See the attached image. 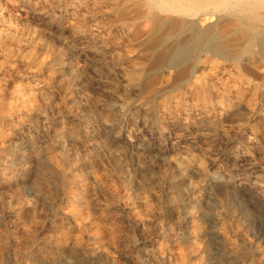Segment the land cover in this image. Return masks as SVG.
<instances>
[{
	"label": "rangeland",
	"instance_id": "obj_1",
	"mask_svg": "<svg viewBox=\"0 0 264 264\" xmlns=\"http://www.w3.org/2000/svg\"><path fill=\"white\" fill-rule=\"evenodd\" d=\"M116 13L113 0H0V264H264V215L243 194L264 178L234 172L257 155L240 140L258 125L230 112L169 137L178 91L168 77L146 91L148 24ZM236 75L220 63L205 80L256 110Z\"/></svg>",
	"mask_w": 264,
	"mask_h": 264
},
{
	"label": "bare ground",
	"instance_id": "obj_2",
	"mask_svg": "<svg viewBox=\"0 0 264 264\" xmlns=\"http://www.w3.org/2000/svg\"><path fill=\"white\" fill-rule=\"evenodd\" d=\"M113 2L117 11V21L122 26H127L129 22L136 26L140 22L148 24V31L145 33L142 31L147 35L144 48L145 56L149 61L148 70L151 71L145 84L146 91L152 94L158 93L165 77L172 79V87L178 91L175 106H172L171 99L164 103V110L172 119V122L165 127V130H169V137L176 136L175 128L178 125L187 129L188 124L196 126L210 122L212 126L217 128L225 123V118L229 117L230 112H234L236 117H244L243 115H246L244 112H246L247 116L249 115L255 122V126L258 125V127L253 129V133L247 138L249 143L243 141L244 137L241 138L240 142L248 154L254 148L253 144H256L259 150L257 155L251 154L250 159L243 158L240 166L236 169L232 166V169H235L236 174L243 176H249L258 170L263 175L260 176L263 179L264 0H113ZM143 4L147 6L145 10ZM128 15H131L132 19L126 18ZM202 17L215 19V23L203 28L199 23ZM255 47L259 48L258 52H254ZM244 55L254 56L253 58H256L257 63L253 61L250 65H243L240 60ZM229 62H232L237 70L236 79L246 86L244 90L241 87L242 90L244 92L250 91L257 97L256 110L243 107L244 99L240 93L235 99L227 95L218 98V94L214 92V86L205 80L206 71L213 72L217 64ZM198 69H202V76L195 78ZM130 79L134 80V76L132 75ZM241 88L238 87L239 91ZM183 91H190L191 95L189 97L191 98L186 97ZM192 109L196 110L197 114L192 115L186 112ZM123 112L120 110L118 116L114 118V125H122L121 116L123 117ZM184 112L186 113L183 122L182 114ZM126 124H128V121H126ZM258 130L260 133H256ZM226 137L227 135L224 132L218 136L227 144L229 139H226ZM134 138L131 136L129 141L132 142ZM230 174L233 173L230 172ZM254 187L253 192H248L245 188L244 191L246 192H243V194L246 202L250 199L251 201L252 199L256 200L255 204L252 205L253 210L262 216L264 215V181L255 183ZM250 213L246 214L251 215L252 213ZM77 225L78 223H75V226ZM134 225L136 224L134 223ZM71 243L74 244V242ZM99 243V245H102V241H99ZM73 247L68 250L72 255L74 253L72 252ZM82 252H85V250H82ZM233 253L227 252L225 256L230 255L231 257ZM245 253L249 257V253ZM237 260L239 259L237 258ZM102 261L100 262L102 263Z\"/></svg>",
	"mask_w": 264,
	"mask_h": 264
}]
</instances>
